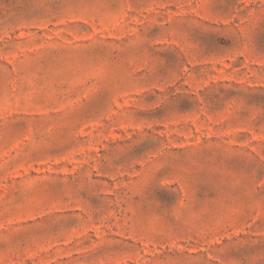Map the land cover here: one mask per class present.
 <instances>
[{"label": "rangeland", "instance_id": "374dc122", "mask_svg": "<svg viewBox=\"0 0 264 264\" xmlns=\"http://www.w3.org/2000/svg\"><path fill=\"white\" fill-rule=\"evenodd\" d=\"M0 264H264V0H0Z\"/></svg>", "mask_w": 264, "mask_h": 264}]
</instances>
